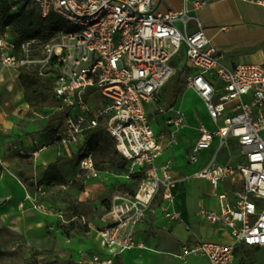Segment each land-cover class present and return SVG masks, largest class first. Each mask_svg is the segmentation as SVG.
Instances as JSON below:
<instances>
[{
    "label": "built area",
    "instance_id": "obj_1",
    "mask_svg": "<svg viewBox=\"0 0 264 264\" xmlns=\"http://www.w3.org/2000/svg\"><path fill=\"white\" fill-rule=\"evenodd\" d=\"M30 2L43 18L54 13L70 29L47 42L31 39L19 46L5 31L0 36V67L36 70L41 79H51L58 102L55 113L64 112L55 129V141L61 147L81 146L85 131L99 126L115 140L129 162V171L121 175L101 172L86 152L79 163L84 182L102 180V173L124 180L143 175L134 195L120 192L113 197L110 210L101 218L105 225L97 233L106 254H94L90 264H115L123 253L145 248L137 241L136 230L158 196L163 201L162 216L171 222L182 220L174 190L188 178L174 177L171 160L158 164L165 147L156 138L147 111L178 74L175 61L179 57L186 62V87L201 98L216 126L210 131L199 125V139L189 155L190 163L195 164L203 152L212 151L209 162L192 178L209 182L217 206L201 208L197 216L228 228L232 242L183 245L178 258L201 256L210 264H234L238 247L264 249V66L236 64L228 68L222 64V56L198 16L208 3L198 0L191 9L160 12L161 0ZM96 98L99 104L91 102ZM173 112L171 147L178 144L176 134L186 126L184 114ZM232 142L241 160L230 154L227 162L219 163L220 153ZM33 145L34 156L48 148L37 140ZM234 178L239 185L232 192L219 191ZM58 217L64 221L62 215Z\"/></svg>",
    "mask_w": 264,
    "mask_h": 264
},
{
    "label": "crops",
    "instance_id": "obj_2",
    "mask_svg": "<svg viewBox=\"0 0 264 264\" xmlns=\"http://www.w3.org/2000/svg\"><path fill=\"white\" fill-rule=\"evenodd\" d=\"M195 1L198 0H161L158 10L160 12H179L184 8L191 9L192 3ZM204 1L208 4L198 11V16L208 37L212 40V43L222 56V64L228 68H232L236 64L264 66V0ZM193 26L194 24L192 23L191 27ZM183 61H185L183 57H179L175 61L179 70L176 76L180 75L185 85V74L187 71H185V69L181 71L179 67V64ZM20 76V70L0 67V161L10 169V173L4 172L1 176L0 189L3 187L4 192L11 190L16 191L12 187L15 185V188L18 187L20 189L17 195L18 193L22 194L21 192H23L24 187L20 183L15 182L13 178L16 176L22 178V175L29 174L35 177L37 176V172H46L47 168L55 164L60 157H72L78 154L80 150L79 145H73L68 148L58 145L55 141V132L52 139H49L46 134L41 132V122L31 114L37 115L35 112H32L31 102L26 99L25 86ZM174 78L162 89L159 101L156 104L147 106V111L150 125L153 118L159 120V118L171 114V117L166 120L165 125L162 126L160 130H157V132L154 131V133L158 141L165 147L163 154L158 160V164L162 165L167 160H171L173 162L174 177L178 180L188 178L178 183L174 190L175 207L181 213L182 220L180 222L166 220L161 212L163 201L161 196H158L147 218L136 230V239L138 242L142 243L145 248L134 249L123 253L115 258V264H142L144 261L143 254L145 252L152 254L147 260L148 264H159L158 262L155 263V257L159 254L155 252L161 251L155 250V247H153L154 249L149 247L144 232L149 229L158 230L164 226L168 227V229L176 227L184 229L185 233L178 244L180 248L179 255L181 254V246L183 245H194L199 242L219 244H229L232 242L231 233L228 228L212 225L197 216V212L201 208L215 209L217 206L216 199L211 195L209 182L205 179L192 178L195 173L200 171L209 162L212 151L203 152L199 156L198 162L195 164L190 163L189 155L191 148L199 139V125L202 124L210 131H215L216 126L210 119L204 102L193 90L187 88L186 85V90L182 95H177L176 105L173 109H178V111L184 114L186 126L176 134L178 144L173 147L168 146V141L174 130L169 121L174 118L175 115L172 112L173 110L168 113L165 111L164 107L168 98H166L164 90L171 84ZM189 95L194 98L198 106L205 112L207 118L212 122L213 128L198 121L197 111L192 112L190 106L187 104V97ZM91 102L93 104L96 102L99 104L100 100L96 98L95 100H91ZM56 110V108L52 110L53 114ZM161 115H163V117H159ZM48 117L49 116H47V118ZM41 119L44 120L43 117H41ZM191 126L195 127L192 131H190ZM188 130L190 133H188ZM37 135L45 136L47 139L46 142L39 143L48 145V148L41 150L38 156H34L33 152L35 148L33 141L36 140L35 136ZM21 152H23V155ZM221 153H224V160L219 161V155V163L227 162L230 154L233 155L236 160L240 159L237 145H235L234 142H232L228 150H223ZM205 155H208L209 158L203 162ZM21 158L29 159L34 166L30 169H26L25 166L21 168L17 167L16 165L20 163ZM193 166H199V168L193 172H186L188 168ZM113 173L117 175L116 172ZM78 179L85 184H89V182H84L80 178V168L78 171ZM116 179L117 178L113 176H108V178L106 177L102 180H92L91 183L105 185ZM195 180H205L208 183L209 194L207 197L202 194L199 186L194 184L193 181ZM238 185V178L229 179L220 186L219 191L230 193L233 191V188ZM119 193L120 192L115 193L113 197ZM105 213L106 210L104 211V215ZM44 215L50 214L44 213ZM102 217L96 219L81 217V221L85 228V238L83 239L79 236H75L69 241L73 244V263L90 264V260L94 254H106L100 247L99 238L97 236L98 230L102 229L105 225L101 220ZM56 218H59L58 215ZM57 221L65 222L61 219ZM27 225L28 222L26 221V226ZM219 232L227 233L230 240L223 239ZM68 240L69 239H67V242ZM156 244L154 245L156 246ZM259 249L262 248H255V250ZM80 252H82V254H80Z\"/></svg>",
    "mask_w": 264,
    "mask_h": 264
},
{
    "label": "rangeland",
    "instance_id": "obj_3",
    "mask_svg": "<svg viewBox=\"0 0 264 264\" xmlns=\"http://www.w3.org/2000/svg\"><path fill=\"white\" fill-rule=\"evenodd\" d=\"M22 5L20 3L15 12H18ZM31 9H35V12L38 13L33 4L26 5V11ZM69 29L70 25L67 24L66 30ZM5 30L6 28L4 32ZM185 66V61L179 64L181 71L185 69ZM185 90L186 87L181 76H176L164 90V94L168 98L167 101L165 100L164 107L167 113L175 108L177 95H182ZM28 92L31 97L32 112L37 114L31 113L32 116L41 122V132L52 139L56 125L62 121L64 116L49 115L58 106V102L50 92L49 82L45 79L35 78L34 86ZM97 98L100 99L99 95ZM187 104L192 112L197 111L198 121L213 128L212 122L191 95L187 97ZM47 116L49 117L47 118ZM159 117H163V115ZM170 117L171 114H167L159 120L153 118L151 120L153 131L160 130ZM190 128V131L195 129L192 126ZM35 138L38 142H46L47 140L45 136L40 135L35 136ZM208 158L209 156L205 155L203 162ZM223 160L224 153H221L219 161ZM56 163L58 164V169L54 171L58 179L56 181L47 182L45 179L49 166L46 172H37L35 177L28 173L29 175H22V178L18 176L13 178L15 182L24 187L22 194L18 193L17 195L20 189L15 188V185L12 187L16 191L4 192L3 187H1L0 200H4V204L0 206V264H73V244L69 241L75 236L85 238V228L81 217L89 219L102 217L105 211V203L111 201L115 193L125 191L126 184H132L130 182L125 183V180L122 179L105 185L91 183V181L89 184L81 182L78 179L80 163L78 155L62 156ZM16 166L19 168L25 166L26 169H30L34 165L29 159L21 158L20 163ZM198 168L199 166H193L188 168L186 172H193ZM107 169L110 172H125L116 168L108 167ZM4 172L10 173V169L0 161V178ZM107 176L105 173L101 174L102 179ZM193 182L207 197L209 194L208 183L205 180ZM44 213L50 215H44ZM57 215H62L65 222L57 221L60 220L56 218ZM26 221L28 222L27 226ZM184 233L183 228L168 229L166 226L158 230L149 229L144 232L149 247H155V250L161 251H154L159 253L155 257V263L210 264L206 258L201 256H189L185 260L178 259L177 255L180 252L178 244ZM219 234L223 239L230 240L227 233L219 232ZM67 239H69L68 242ZM151 256V253L145 252L143 263L148 264L147 260ZM234 264H264V249L255 250V248L246 246L239 247Z\"/></svg>",
    "mask_w": 264,
    "mask_h": 264
},
{
    "label": "trees",
    "instance_id": "obj_4",
    "mask_svg": "<svg viewBox=\"0 0 264 264\" xmlns=\"http://www.w3.org/2000/svg\"><path fill=\"white\" fill-rule=\"evenodd\" d=\"M20 3L23 5L20 6L18 12H15ZM28 4H32L30 0H0V36L4 33V29L6 28L5 31L9 33L10 41L19 46L31 39H40L43 42H47L57 33L67 31V24L64 19L54 13L43 18L34 4L33 5L37 8L38 13L35 12V9L26 11V5ZM20 78L25 85L26 99L31 102V97L28 91L34 86V79L41 78L36 70H21ZM45 80L49 82V89L54 98L51 91L52 81L51 79ZM57 114L62 117L64 116V112H56L54 114L52 112L49 115L55 116ZM79 149L78 154H76L78 155L79 162L82 157H84L85 153L88 152L93 158L95 167L101 172L108 171V167L125 171L116 172L117 175L129 171L128 160L118 151L115 140L109 135L103 126L86 130L83 136V143ZM57 169V163L50 166L45 177L47 182L58 180L54 173ZM142 179L143 175L140 173L131 175L130 179L127 181L125 180L124 182H130L132 184H126L125 191L122 193L134 195ZM116 180L120 181L121 179L117 178ZM110 208L111 201L106 202L105 210L108 211Z\"/></svg>",
    "mask_w": 264,
    "mask_h": 264
},
{
    "label": "water",
    "instance_id": "obj_5",
    "mask_svg": "<svg viewBox=\"0 0 264 264\" xmlns=\"http://www.w3.org/2000/svg\"><path fill=\"white\" fill-rule=\"evenodd\" d=\"M4 204V200H0V206Z\"/></svg>",
    "mask_w": 264,
    "mask_h": 264
},
{
    "label": "bare ground",
    "instance_id": "obj_6",
    "mask_svg": "<svg viewBox=\"0 0 264 264\" xmlns=\"http://www.w3.org/2000/svg\"><path fill=\"white\" fill-rule=\"evenodd\" d=\"M137 264H140V263H137ZM142 264H144V263H142Z\"/></svg>",
    "mask_w": 264,
    "mask_h": 264
}]
</instances>
